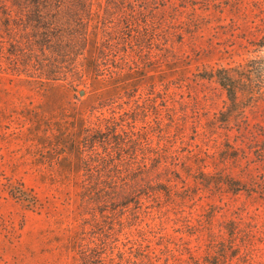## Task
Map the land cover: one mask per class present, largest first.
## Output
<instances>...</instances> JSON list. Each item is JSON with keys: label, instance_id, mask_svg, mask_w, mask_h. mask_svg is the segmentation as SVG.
<instances>
[{"label": "trees", "instance_id": "1", "mask_svg": "<svg viewBox=\"0 0 264 264\" xmlns=\"http://www.w3.org/2000/svg\"><path fill=\"white\" fill-rule=\"evenodd\" d=\"M199 1L208 0H0V74L46 99L24 113L33 154L63 168L73 158L84 171L70 245L77 264H264V249L252 243L262 215L243 204L214 224L219 205L197 208L205 195L264 205V132L250 128L246 113L264 97V57L196 75L226 98L212 115L201 103H213V93L195 104L175 85L186 71L174 46L200 26L180 11ZM154 47L166 69L144 75V51ZM254 47L264 48V35ZM82 90L90 97L84 110L52 108L53 94ZM253 156L258 174L235 175ZM122 215L127 224L118 229ZM166 221L173 234L161 232Z\"/></svg>", "mask_w": 264, "mask_h": 264}, {"label": "rangeland", "instance_id": "2", "mask_svg": "<svg viewBox=\"0 0 264 264\" xmlns=\"http://www.w3.org/2000/svg\"><path fill=\"white\" fill-rule=\"evenodd\" d=\"M217 1H199L195 9L192 6L181 9L183 21L187 17L193 18L200 26L198 29H191L196 31L193 34L184 36L183 44L178 42L174 46L175 51L183 58L181 65H184L183 69L186 71V77L176 79L175 85L182 87L179 84L183 83V90L190 91L186 98L190 96L195 104L199 101L197 97H203V92L213 93V103H201L211 115L224 106L226 98L221 95L215 83L199 79L196 75L244 65L250 60L264 57V48L254 47L264 35V0ZM159 16L167 17L172 14L161 12ZM160 23V19L156 21L155 28H159ZM128 44L130 51L136 48L134 43ZM155 48L143 50L146 55V71L142 72L144 75H157V71L166 69V62L157 56ZM175 78L174 76L172 79ZM84 91V97L80 96L81 91L70 92L65 96L53 94L49 101L54 110L61 109L59 113L62 112V115H65L62 107L84 110L90 99L87 91ZM45 100L35 85L11 75L0 74V264H77L70 245L80 230L76 219L75 182L84 171L73 158L70 160L71 167L63 168L49 158L40 161L33 154L34 143L24 113L40 106ZM246 113L250 128L264 132V97L248 107ZM236 134V131L230 132L231 141ZM250 161L249 167L245 168L243 164L234 174L243 180L256 176L262 169V164L255 156L250 157ZM63 174L70 179H60ZM197 204L198 209L209 208L212 204L221 207L214 218V224L219 220L233 218L237 208L243 204L248 208L249 215H262L257 219L259 230L254 234L252 243L256 246L255 249H264L262 203L245 201V197L234 201L226 197L221 200L205 195L198 198ZM170 216L174 218L173 214ZM120 217L121 222L116 226L119 223L126 225L127 215ZM172 225L173 223L166 221L167 229L161 232L173 234ZM207 228V223L201 228L204 235ZM120 230L126 233L128 228ZM120 239L124 241L125 236L121 235ZM255 253L261 255L258 250ZM170 264L179 263L172 260Z\"/></svg>", "mask_w": 264, "mask_h": 264}, {"label": "water", "instance_id": "3", "mask_svg": "<svg viewBox=\"0 0 264 264\" xmlns=\"http://www.w3.org/2000/svg\"><path fill=\"white\" fill-rule=\"evenodd\" d=\"M79 94H80V96L84 97L85 96V91L82 90Z\"/></svg>", "mask_w": 264, "mask_h": 264}]
</instances>
